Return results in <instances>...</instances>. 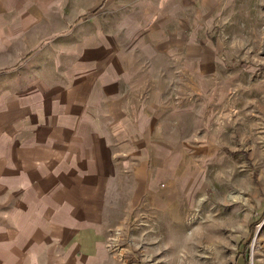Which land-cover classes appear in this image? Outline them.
<instances>
[{
	"label": "crops",
	"instance_id": "1",
	"mask_svg": "<svg viewBox=\"0 0 264 264\" xmlns=\"http://www.w3.org/2000/svg\"><path fill=\"white\" fill-rule=\"evenodd\" d=\"M223 6L0 0V36L23 49L0 103V264H144L110 243L181 217L208 81L232 57Z\"/></svg>",
	"mask_w": 264,
	"mask_h": 264
},
{
	"label": "rangeland",
	"instance_id": "2",
	"mask_svg": "<svg viewBox=\"0 0 264 264\" xmlns=\"http://www.w3.org/2000/svg\"><path fill=\"white\" fill-rule=\"evenodd\" d=\"M218 19L225 38H233L232 57L223 65L227 75L208 81L207 138L183 177L187 191L176 193L181 217L154 225L151 243H110L136 262L264 264V0H224ZM6 42L0 36V103L23 56ZM99 199L106 215V195Z\"/></svg>",
	"mask_w": 264,
	"mask_h": 264
},
{
	"label": "bare ground",
	"instance_id": "3",
	"mask_svg": "<svg viewBox=\"0 0 264 264\" xmlns=\"http://www.w3.org/2000/svg\"><path fill=\"white\" fill-rule=\"evenodd\" d=\"M189 247V246H188ZM190 248V247H189ZM214 248V247H213ZM219 249V248H218ZM215 254V253H214Z\"/></svg>",
	"mask_w": 264,
	"mask_h": 264
}]
</instances>
